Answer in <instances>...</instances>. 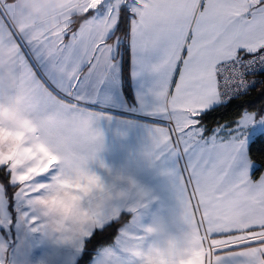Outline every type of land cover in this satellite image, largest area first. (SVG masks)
Instances as JSON below:
<instances>
[{
    "label": "snow or ice",
    "instance_id": "6c2138e0",
    "mask_svg": "<svg viewBox=\"0 0 264 264\" xmlns=\"http://www.w3.org/2000/svg\"><path fill=\"white\" fill-rule=\"evenodd\" d=\"M103 4L0 0V228L15 214L18 227L83 253L81 264H136L131 250L149 246L158 264H264V171L253 178L245 136L256 114L207 134L198 119L222 85L244 88L245 72L264 66V0H108L87 16ZM121 5L138 71L157 77L138 103L153 144L176 159L175 232L143 221L147 193L131 179L122 187L92 167L104 114L81 84L114 74ZM122 212L128 224L95 248ZM0 264H14L3 237Z\"/></svg>",
    "mask_w": 264,
    "mask_h": 264
},
{
    "label": "crops",
    "instance_id": "0c3cea01",
    "mask_svg": "<svg viewBox=\"0 0 264 264\" xmlns=\"http://www.w3.org/2000/svg\"><path fill=\"white\" fill-rule=\"evenodd\" d=\"M103 8L104 6L101 5L95 10H90L87 16L98 15ZM109 43H112V40H109ZM184 55L187 53L185 52ZM114 58L117 61L114 74L108 75L100 82L95 78L85 79L81 84V89L87 94V103L92 110L104 114L96 122V127L102 134V142L92 167L105 179L110 173L115 174L113 178L123 177V180L117 181L122 187H127V181L131 179L137 188L147 193L146 207L142 210L144 222H158L166 230L175 232L180 228L175 219L176 189L171 175L176 168V159L166 150L159 149L153 144L150 130L154 120L145 114L138 103L141 91L153 85L157 77L152 73L138 71L130 44L131 98L128 99L122 84V61L120 64L117 59L120 58V54L116 48ZM84 71L87 72V68ZM217 104L214 103L212 106ZM255 114L257 121L264 112ZM255 122L245 129L247 151L249 141L255 135L264 132V123L257 125ZM225 129L230 128L225 127ZM40 236L36 239L40 244L52 242L49 239L42 240ZM0 237L5 239L3 228H0Z\"/></svg>",
    "mask_w": 264,
    "mask_h": 264
},
{
    "label": "trees",
    "instance_id": "16d2710c",
    "mask_svg": "<svg viewBox=\"0 0 264 264\" xmlns=\"http://www.w3.org/2000/svg\"><path fill=\"white\" fill-rule=\"evenodd\" d=\"M130 19L131 12L128 11L125 5H121L120 18L113 31L115 34L111 35L109 39L113 41L117 37L120 38L118 41V51L122 61V84L128 99L131 98L129 74L130 41L128 39ZM244 111H252L257 114L264 111V73H262L261 82L250 88L247 92L202 111L198 119H200L201 124L205 126L206 132H209L217 125H225V127L232 128ZM248 155L254 163L253 178H257L264 169V132L255 135L249 141ZM6 179V174L0 169V181L6 183ZM6 187L9 195L15 190L11 185H6ZM130 215L131 214L127 212H122L119 222L116 223V229L110 230L108 238L101 240L100 243L95 245V248L111 243L119 227L130 218ZM91 247V245L86 243V248ZM95 248L92 249L93 252ZM82 257L83 253L78 256L74 264H81Z\"/></svg>",
    "mask_w": 264,
    "mask_h": 264
},
{
    "label": "rangeland",
    "instance_id": "374dc122",
    "mask_svg": "<svg viewBox=\"0 0 264 264\" xmlns=\"http://www.w3.org/2000/svg\"><path fill=\"white\" fill-rule=\"evenodd\" d=\"M107 3L108 0H105V4H103L104 8L99 12L98 16L104 15ZM125 6L127 7V5ZM116 49L118 50V42ZM117 59L121 64V59ZM244 112L253 113L251 111ZM263 112L264 111H261L258 114H262ZM260 116L263 117L264 115ZM263 123L264 120L262 119H258L255 122L257 125H262ZM114 175V173L108 174V176H106V180H112ZM128 221H126L124 225H127ZM39 236L40 234H33L27 232L21 227H18L15 220V214L13 215V223L9 225L7 231L4 229V237L5 240L9 242V257L12 261H14V264H74L80 255H77L74 250L67 245L55 244L54 242H43L40 244V242L36 241ZM40 238L42 240L47 239L42 236H40ZM44 247L47 249L45 250Z\"/></svg>",
    "mask_w": 264,
    "mask_h": 264
},
{
    "label": "built area",
    "instance_id": "2783aa9c",
    "mask_svg": "<svg viewBox=\"0 0 264 264\" xmlns=\"http://www.w3.org/2000/svg\"><path fill=\"white\" fill-rule=\"evenodd\" d=\"M262 73H264V66L254 67L250 71H246L244 79L247 81V86L239 90H237L238 86L235 84L231 86L222 85L224 98L221 102H226L247 92L250 88L261 82Z\"/></svg>",
    "mask_w": 264,
    "mask_h": 264
},
{
    "label": "clouds",
    "instance_id": "9594fccd",
    "mask_svg": "<svg viewBox=\"0 0 264 264\" xmlns=\"http://www.w3.org/2000/svg\"><path fill=\"white\" fill-rule=\"evenodd\" d=\"M131 255L136 264H158L157 253L152 246L143 249H132Z\"/></svg>",
    "mask_w": 264,
    "mask_h": 264
}]
</instances>
